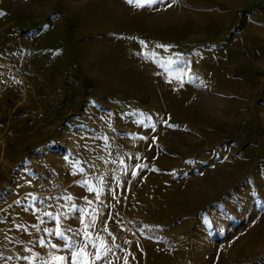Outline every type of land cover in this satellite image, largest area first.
Listing matches in <instances>:
<instances>
[{
  "label": "rangeland",
  "instance_id": "374dc122",
  "mask_svg": "<svg viewBox=\"0 0 264 264\" xmlns=\"http://www.w3.org/2000/svg\"><path fill=\"white\" fill-rule=\"evenodd\" d=\"M0 264H264V0H0Z\"/></svg>",
  "mask_w": 264,
  "mask_h": 264
},
{
  "label": "snow or ice",
  "instance_id": "6c2138e0",
  "mask_svg": "<svg viewBox=\"0 0 264 264\" xmlns=\"http://www.w3.org/2000/svg\"><path fill=\"white\" fill-rule=\"evenodd\" d=\"M126 2L129 3V4H134V5L138 6V7H143V6H145L146 4H151V3H153L154 0H126ZM142 43H143V42H142ZM144 55L147 56V55H149V54H148V53H144ZM138 167H139V166H138ZM133 174H135V173H133ZM89 190L91 191L92 189H89ZM61 235H62V233H61ZM41 243H43V241H41ZM64 246H65L66 248H70V247H71V245L68 244V243H66ZM72 255H73V258H75L76 253H73ZM97 258H98V257H97ZM56 259H57V260H63L64 257H56Z\"/></svg>",
  "mask_w": 264,
  "mask_h": 264
}]
</instances>
